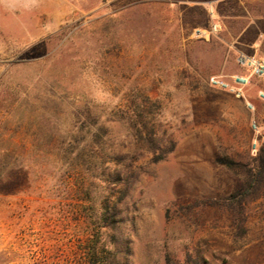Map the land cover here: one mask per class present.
Listing matches in <instances>:
<instances>
[{"label":"rangeland","instance_id":"1","mask_svg":"<svg viewBox=\"0 0 264 264\" xmlns=\"http://www.w3.org/2000/svg\"><path fill=\"white\" fill-rule=\"evenodd\" d=\"M239 50L264 58V0H0V264H84L116 202L131 264H264V197L243 225L190 206L238 186L218 157L264 143V78ZM234 74L250 76L240 97L210 83ZM144 95L176 141L156 163L135 134ZM100 122L97 164L136 168L125 196L100 165L55 160Z\"/></svg>","mask_w":264,"mask_h":264},{"label":"trees","instance_id":"2","mask_svg":"<svg viewBox=\"0 0 264 264\" xmlns=\"http://www.w3.org/2000/svg\"><path fill=\"white\" fill-rule=\"evenodd\" d=\"M144 100L147 103L146 105L141 102L134 105L135 134L143 145L146 144V153L151 155V162L156 163L164 160L174 151L176 141L172 136L159 132L155 112L151 111L153 108H159L157 100H152L148 95H144ZM149 116L151 117L149 118ZM105 126V122H100L96 132L94 131L90 137H83V149L74 155L72 152L67 151L57 153L55 160L62 161L65 157L74 156L73 160L84 161L89 166L88 170H91L92 167L98 170L97 168L100 165L101 172L107 176L106 179L111 178L112 181L120 184V192L125 196L130 188L131 181L135 177L136 168L131 162L115 169L104 166L105 161L97 164V161L101 158V153L106 150L105 142H101L100 136V130ZM112 158L116 160L117 157ZM216 162L237 176L238 186L223 199H197L190 206L221 208L231 213L240 225H243L247 220L245 215L247 205L264 197V143L259 146L255 156L248 155L236 158L225 155L218 157ZM95 174L92 175L98 176ZM120 210L118 202L111 206H105L99 217L100 230L97 234V240L88 248L86 247L84 252V264H131L129 241L116 234L122 222ZM104 233H108L107 240H103Z\"/></svg>","mask_w":264,"mask_h":264},{"label":"built area","instance_id":"3","mask_svg":"<svg viewBox=\"0 0 264 264\" xmlns=\"http://www.w3.org/2000/svg\"><path fill=\"white\" fill-rule=\"evenodd\" d=\"M213 30H217V25L214 26ZM212 31L208 30L207 33L210 34ZM237 62L239 65L247 68L251 76L264 78V58L257 53L248 54L242 50L237 52ZM210 83L215 86L224 87L237 96L243 95V89L246 85L250 83V76L243 74H234L231 76V81H226L218 76H212L210 78ZM264 96V92H263ZM253 127L258 129L259 127L254 123Z\"/></svg>","mask_w":264,"mask_h":264}]
</instances>
